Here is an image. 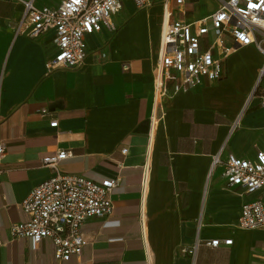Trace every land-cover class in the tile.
<instances>
[{
  "label": "crops",
  "instance_id": "crops-1",
  "mask_svg": "<svg viewBox=\"0 0 264 264\" xmlns=\"http://www.w3.org/2000/svg\"><path fill=\"white\" fill-rule=\"evenodd\" d=\"M200 1L178 7L175 18L192 22L218 8L206 12ZM22 12L17 0H0V264H264V227L238 224L255 195L227 189L221 167L210 176L216 154L254 159L262 146L264 113L253 92L263 54L242 47L224 60L221 79L158 104L164 0L145 9L125 0L113 31L88 36L80 69L49 70L51 33H17ZM61 149L72 153L62 171L118 179L113 212L83 223L86 243L68 261L48 238L11 234L29 218L23 200L51 172L43 158ZM215 238L233 243L207 244Z\"/></svg>",
  "mask_w": 264,
  "mask_h": 264
},
{
  "label": "built area",
  "instance_id": "built-area-1",
  "mask_svg": "<svg viewBox=\"0 0 264 264\" xmlns=\"http://www.w3.org/2000/svg\"><path fill=\"white\" fill-rule=\"evenodd\" d=\"M17 1L23 5V12L16 32L32 38L51 33L54 52L47 67L54 70L80 69L89 54L88 36L103 28L113 31V17L123 9L125 0ZM131 1L138 9L151 7L156 2ZM184 3L185 0H164L159 60L153 75L158 104L163 98L202 86L205 79H221L224 60L242 47L253 45L264 56V0H220L218 8L209 16L192 22L174 16V10ZM253 93L259 96L264 113V62ZM50 125L57 126L58 121L54 119ZM4 152L5 143H0V158ZM71 156V151L61 149L43 158V165L51 172L22 202L29 218L11 227L14 239L26 237L35 243L50 239L55 257L64 261L81 254L86 243L83 223L113 212L110 193L118 182L116 178L96 181L62 171L60 163ZM217 167L222 168L221 177L227 189L239 188L243 194L255 195L243 204L239 226L263 228L264 139L254 159L230 154L222 160L216 154L210 176ZM232 243V238L207 242L214 247Z\"/></svg>",
  "mask_w": 264,
  "mask_h": 264
},
{
  "label": "rangeland",
  "instance_id": "rangeland-1",
  "mask_svg": "<svg viewBox=\"0 0 264 264\" xmlns=\"http://www.w3.org/2000/svg\"><path fill=\"white\" fill-rule=\"evenodd\" d=\"M39 1L41 2L44 0H39ZM158 1L162 2L163 0H158ZM219 2L220 0H201L198 5L199 7L204 8L206 12H211L219 6ZM185 5L186 7L191 9V6L193 5V3L191 2V0H185Z\"/></svg>",
  "mask_w": 264,
  "mask_h": 264
}]
</instances>
